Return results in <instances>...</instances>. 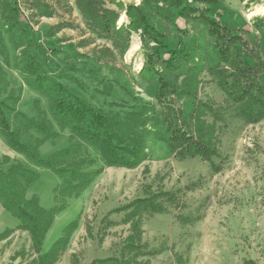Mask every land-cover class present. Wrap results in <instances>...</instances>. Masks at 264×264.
Segmentation results:
<instances>
[{
    "label": "rangeland",
    "instance_id": "obj_1",
    "mask_svg": "<svg viewBox=\"0 0 264 264\" xmlns=\"http://www.w3.org/2000/svg\"><path fill=\"white\" fill-rule=\"evenodd\" d=\"M12 1L17 3L20 24L8 30L4 23L13 13L0 0V66L20 98L10 113L12 130L22 142L38 139L37 149L43 159L74 144L79 149L76 154L55 162L65 165L90 159L93 163L84 165L83 170L100 169L79 194L58 200L65 209L55 216L42 251L48 250L71 221L75 226L54 264L126 263L123 256L130 264H260L264 258V121L245 123L216 80L203 72L196 98L213 109L206 114V121L215 120V154L209 161L198 156L179 158L169 151L165 140L157 138L148 144V158L137 167L104 166L96 149L74 139L69 128H60L50 97L34 93L30 88L32 78L22 74L17 65L23 66L29 56H34L38 73L58 79L68 93L90 106L122 115L154 101L150 81L138 73L145 51L150 50L149 45H142V27L130 26L129 47L120 55L109 42L95 41L82 31L84 26L73 0ZM117 1L121 4L117 25L128 26L130 17L125 11L138 6L165 34L168 43L193 47L196 56L208 51L209 59L203 65L217 63L207 28L193 14L184 17L178 8L162 2ZM181 6L194 7L240 32L252 31L253 18L264 17V0H220L211 8L196 0H182ZM260 41L262 48H254L263 58L264 42ZM194 102L191 97H182L178 105L189 113ZM47 133L57 134L42 140ZM5 147L12 149L0 132V155L7 151ZM14 153L0 157V167L7 170L12 163L20 162L36 172V178L26 187L27 199L34 195L42 207L54 206L57 201L53 191L62 180L25 155ZM151 197L162 207L160 212L144 210L136 216L130 212L129 204ZM18 224L0 198V233ZM32 257L26 232L14 230L0 241V264H24ZM105 259L115 260L101 262Z\"/></svg>",
    "mask_w": 264,
    "mask_h": 264
},
{
    "label": "trees",
    "instance_id": "obj_2",
    "mask_svg": "<svg viewBox=\"0 0 264 264\" xmlns=\"http://www.w3.org/2000/svg\"><path fill=\"white\" fill-rule=\"evenodd\" d=\"M77 14L81 18L85 34L95 41H106L112 49L124 54L128 47L132 29L138 24L142 28L140 38L143 46H150L145 51V61L139 75H146L151 87L153 102H144L138 108H131L124 114L104 112L81 100L77 95L68 93L63 83L44 73H38L34 56H29L23 66L17 69L30 76V88L39 95L50 97L51 108L60 128H69L73 138L96 149L100 161L107 167L132 169L148 158V144L157 138L165 140L171 153L179 158L198 156L209 161L214 153V121L209 123L205 117L213 113L212 107L196 98L199 77L205 72L216 80L225 97L235 105L236 115L247 124L264 121V56L259 54L261 41L264 42V17L256 16L251 29L233 31L222 25L219 20L199 12L194 7L181 6L182 0H142L145 3L168 4L179 9L184 17L192 15L206 26L207 34L212 39L211 47L217 63L203 65L209 59L208 51L202 50L195 55L194 48L177 47L168 43L165 34L152 25L138 6H129L125 11L129 15V25H117L120 15L117 0H73ZM199 3L216 7L220 0H196ZM7 10L13 15L4 26L10 30L20 24L17 18L16 2L3 0ZM14 2L11 7L10 3ZM116 6L118 9L113 8ZM16 16V18L14 17ZM6 18V17H5ZM78 28V27H77ZM179 29V28H178ZM22 34H25L22 29ZM260 38V39H259ZM258 49L255 50L254 46ZM110 48V47H109ZM203 56V57H200ZM60 93L59 96H53ZM3 94V98H1ZM182 97L195 100L192 110L185 113L178 105ZM20 100L10 87L5 73L0 66V132L10 147L18 154H23L37 167L46 168L57 175L61 186L54 189L56 204L50 208L40 205L38 197H26V187L36 178V172L25 169L20 162L12 163L7 170L0 167V198L3 208L19 220L15 229L0 233V241L7 238L14 230L28 234L30 251L35 256L24 264H54L65 248L70 231L75 226L71 221L46 251H42L46 234L52 226L55 216L65 209L59 199L70 198L79 194L100 173V169L84 171V165L92 160L81 159L65 165L55 160L78 152L74 144L64 147L43 159L38 151V139L22 142L16 131L12 130L10 113ZM47 133L42 140L56 136ZM40 142V140H39ZM213 166V164H211ZM215 170L217 168L213 166ZM157 200L158 196H153ZM151 198H139L128 206L133 215L141 211L160 212L162 207ZM134 217V216H132ZM140 219V218H139ZM139 224V221L137 225ZM113 261V264H130ZM115 259H105L109 262ZM112 264V263H107Z\"/></svg>",
    "mask_w": 264,
    "mask_h": 264
},
{
    "label": "crops",
    "instance_id": "obj_3",
    "mask_svg": "<svg viewBox=\"0 0 264 264\" xmlns=\"http://www.w3.org/2000/svg\"><path fill=\"white\" fill-rule=\"evenodd\" d=\"M35 93V92H34ZM36 94H38V93H36ZM39 95V94H38ZM6 149H7V151L6 150H4L3 151V154H1L0 155V157H11V155H13V154H15L14 153V150L12 151V149H10V148H7V147H5ZM263 250V252H261V254H262V256L264 257V249H262ZM260 264H264V258L259 262ZM249 264V263H248Z\"/></svg>",
    "mask_w": 264,
    "mask_h": 264
},
{
    "label": "bare ground",
    "instance_id": "obj_4",
    "mask_svg": "<svg viewBox=\"0 0 264 264\" xmlns=\"http://www.w3.org/2000/svg\"><path fill=\"white\" fill-rule=\"evenodd\" d=\"M135 47H136V45H135V44H134V45H132V48H131V50H133Z\"/></svg>",
    "mask_w": 264,
    "mask_h": 264
}]
</instances>
